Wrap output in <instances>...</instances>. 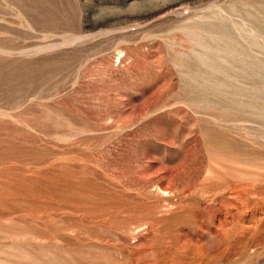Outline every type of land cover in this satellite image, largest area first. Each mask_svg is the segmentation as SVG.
<instances>
[{
    "label": "rangeland",
    "instance_id": "rangeland-1",
    "mask_svg": "<svg viewBox=\"0 0 264 264\" xmlns=\"http://www.w3.org/2000/svg\"><path fill=\"white\" fill-rule=\"evenodd\" d=\"M0 264H264V0H0Z\"/></svg>",
    "mask_w": 264,
    "mask_h": 264
},
{
    "label": "bare ground",
    "instance_id": "bare-ground-1",
    "mask_svg": "<svg viewBox=\"0 0 264 264\" xmlns=\"http://www.w3.org/2000/svg\"><path fill=\"white\" fill-rule=\"evenodd\" d=\"M157 187V186H156Z\"/></svg>",
    "mask_w": 264,
    "mask_h": 264
}]
</instances>
